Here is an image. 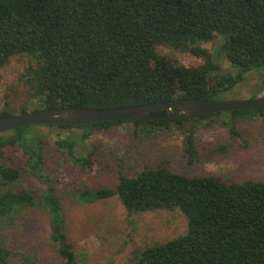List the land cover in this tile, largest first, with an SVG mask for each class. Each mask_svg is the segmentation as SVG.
I'll use <instances>...</instances> for the list:
<instances>
[{
    "label": "trees",
    "instance_id": "obj_1",
    "mask_svg": "<svg viewBox=\"0 0 264 264\" xmlns=\"http://www.w3.org/2000/svg\"><path fill=\"white\" fill-rule=\"evenodd\" d=\"M217 37L215 49L202 46ZM180 53L202 61L186 66L177 57ZM14 57L24 65L18 75L22 90L18 100L0 104V116L64 106L217 99L248 72L264 69V0H0V68ZM218 114H223L218 123L233 138H243L239 117L264 120V109L234 110L196 118L30 125L0 132V264H9L13 256L2 221L37 205L46 210L57 264H85L88 259L63 230L61 203L42 153L46 135L39 127L90 125L82 141L112 124L130 123L135 136L175 126L191 163L198 157L196 129L203 125L191 120ZM57 145L68 160L94 167L93 150L80 156L78 142L66 137H59ZM24 172L39 186L21 185ZM112 195L128 218L179 210L186 219L183 234L132 249L130 264H264V177L226 181L213 174L186 175L159 162L131 176L120 171L113 187L77 188L74 193L82 203ZM17 260L35 263L27 255Z\"/></svg>",
    "mask_w": 264,
    "mask_h": 264
},
{
    "label": "rangeland",
    "instance_id": "obj_2",
    "mask_svg": "<svg viewBox=\"0 0 264 264\" xmlns=\"http://www.w3.org/2000/svg\"><path fill=\"white\" fill-rule=\"evenodd\" d=\"M218 37L202 43L203 47L215 49ZM186 65L202 61L190 53L177 55ZM23 63L16 57L0 68V104L5 99L18 100L22 86L18 75ZM264 96V69L248 72L233 88L217 95V99L239 100ZM223 115V114H222ZM221 114L203 121L196 129L197 159L191 163L183 149L182 136L175 126L154 134L135 136L130 123L112 124L108 129L98 130L80 140L91 128L61 129L39 127L46 137L43 142V157L47 170L54 179L56 194L63 211V230L77 250L86 252L85 264H130L132 249L164 241L183 234L186 219L179 210H155L126 216L116 195L92 203L75 199L77 188L94 190L113 187L121 171L134 175L145 166L163 162L172 170L186 175L213 174L226 181H240L264 177V120L261 117H239V130L243 138L230 136L228 127L218 123ZM200 121V122H199ZM208 123V126L205 124ZM59 137L77 141L78 155L93 150L94 167L82 166L65 158L57 145ZM94 148V149H93ZM16 166L20 163L16 161ZM19 183L36 188L39 183L25 172ZM3 237L13 256L9 264H19L20 255L30 256L34 264H57L58 256L49 245L50 224L46 210L41 206H27L13 217L2 221Z\"/></svg>",
    "mask_w": 264,
    "mask_h": 264
},
{
    "label": "water",
    "instance_id": "obj_3",
    "mask_svg": "<svg viewBox=\"0 0 264 264\" xmlns=\"http://www.w3.org/2000/svg\"><path fill=\"white\" fill-rule=\"evenodd\" d=\"M264 109V96L250 99L225 100L179 97L166 101L128 106L94 108L64 106L35 109L24 113L0 116V132L30 125H84L104 121H140L154 119L196 118L216 112ZM166 110L165 114L155 111Z\"/></svg>",
    "mask_w": 264,
    "mask_h": 264
}]
</instances>
